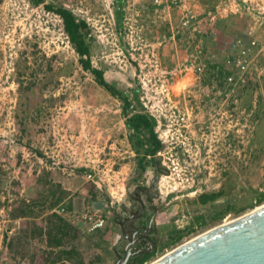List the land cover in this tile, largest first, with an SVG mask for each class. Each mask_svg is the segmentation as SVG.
Listing matches in <instances>:
<instances>
[{
	"label": "rangeland",
	"instance_id": "obj_1",
	"mask_svg": "<svg viewBox=\"0 0 264 264\" xmlns=\"http://www.w3.org/2000/svg\"><path fill=\"white\" fill-rule=\"evenodd\" d=\"M60 8L86 21L88 55ZM124 100L161 143L132 138L144 171ZM139 187L148 228L123 231ZM263 203L264 0H0V264H120L126 246L150 264Z\"/></svg>",
	"mask_w": 264,
	"mask_h": 264
},
{
	"label": "water",
	"instance_id": "obj_2",
	"mask_svg": "<svg viewBox=\"0 0 264 264\" xmlns=\"http://www.w3.org/2000/svg\"><path fill=\"white\" fill-rule=\"evenodd\" d=\"M129 251L121 264H127ZM151 264H264V205L182 243Z\"/></svg>",
	"mask_w": 264,
	"mask_h": 264
},
{
	"label": "trees",
	"instance_id": "obj_3",
	"mask_svg": "<svg viewBox=\"0 0 264 264\" xmlns=\"http://www.w3.org/2000/svg\"><path fill=\"white\" fill-rule=\"evenodd\" d=\"M33 4H39L41 3L43 0H30ZM57 13H59L64 20L65 23V28L70 36L71 41L73 42L76 51L81 55V56H85L88 55L89 52V47H88V42L86 40V32H85V28L87 27V23L84 20H79L72 14V12H70L67 9L64 8H60L58 10H56ZM81 64L83 66V68L91 70V72H93V74L98 77L99 79V83L101 85H104L105 87H107V89H109V91H112L111 85L108 84L105 79H104V75L103 72L97 68H93L91 67V60L88 59H81ZM212 64V63H211ZM216 64H214L213 66H215ZM114 93V92H113ZM128 104V103H127ZM136 118H138V121L136 122ZM130 122L132 123L131 126L133 128H135L136 131L141 132V130H145L146 131V138L145 141L147 142L149 149L148 152H151V154H155L156 151L159 150V148L161 147V143L160 140L158 139L156 133H155V128H154V121L146 115L143 114H139L136 117H133ZM135 125V126H134ZM141 145L143 146L144 143H142V141H140ZM146 152L145 155L143 157L146 158ZM149 154V153H148ZM46 179V178H45ZM60 190V188H59ZM219 194L221 193H211V194H207V193H202L200 196V199L202 201V203H207L209 202L211 199L217 197ZM62 199V195L58 196L56 199V202L58 203L59 201H61ZM261 199H258L257 201H259ZM26 206L25 208L22 207V209L20 208L21 212L18 213L16 215V217H28V216H35L34 215V210L31 207V205H33V202L26 203L23 202ZM227 210L224 211H220L216 213V217H222L223 215H225L227 213ZM203 217V216H202ZM48 228H46V226H41L39 225V236H47L48 233H50V231L47 230ZM33 231V230H32ZM29 230V232H32ZM33 236L35 237V234L33 233ZM177 240H180L181 235H178ZM51 243H56L57 245L60 246V248L58 249L59 251H56V253H58V257L63 259V256H65V259H69L71 254L74 253L73 249H69V250H64L62 249L63 247H61V241L59 239H57L55 242ZM155 254V251L152 252H145V253H140L138 255H136L132 260L130 264H142L144 262H146L148 260V258H150L152 255ZM57 260H55L54 262H56Z\"/></svg>",
	"mask_w": 264,
	"mask_h": 264
},
{
	"label": "flooded vegetation",
	"instance_id": "obj_4",
	"mask_svg": "<svg viewBox=\"0 0 264 264\" xmlns=\"http://www.w3.org/2000/svg\"><path fill=\"white\" fill-rule=\"evenodd\" d=\"M89 71H91V70H89ZM95 79L96 80H98L99 78L98 77H96L95 76ZM123 102V108H122V111L124 112L125 111V113H126V116H125V125L126 126H128V129H130V131H131V133H130V135H129V141H130V144H131V147H133V150H134V152H135V154L137 155V156H139V158L136 160V164H135V166H136V168L137 169H139L140 171H144L145 170V164H142V157L145 155H143V153H141V151L139 150V147H140V145H134L133 144V140H132V138L133 137H135L136 135H137V133H138V131H136L135 130V128H133L132 126H131V122H130V120L133 118V117H136V116H138L139 114H143V115H146V116H148L146 113H142V112H138V111H136V110H134V109H131L130 108V105H128L127 103V101H122ZM151 118V117H150ZM137 120H136V122L138 121V118H136ZM135 126V125H134ZM140 151V152H139ZM138 190H139V192H135V199L138 201V203H139V205L141 206V209L140 210H138V211H136V213L135 214H132L131 216H128L127 218H125V220L123 221V220H121L120 222H119V225H121V227H124V229L126 228L125 227V224L128 226V227H132V228H134L135 229V232H140V228H144L143 229V231H145V229L146 228H148V227H144V225H141V222L139 223V221L141 220H143V216H144V214L146 213V202L147 201H151L149 198H147L146 197V202H144L143 201V199H142V196H143V194H144V191H146L147 189H145V188H138ZM146 194V193H145ZM144 194V195H145ZM150 203V205L152 206V202H149ZM152 208H153V206H152ZM155 211H156V209H154V211H153V213L151 214V217H150V219H147V225L149 224L150 225V222L152 221V217H153V215L155 214ZM138 212V213H137ZM130 219V223L129 224H127L128 223V221H126L127 219ZM148 220H149V223H148ZM140 224V225H139ZM148 225V226H149ZM131 235H134V233H131ZM133 241V240H132ZM146 247V246H145ZM144 247V248H145ZM143 248V249H144ZM130 249V248H129ZM143 249H138V248H134V250H132V251H129L130 253H131V257H130V259H129V261L127 262V264H130L131 263V260L136 256V255H138V254H140V253H145V252H152V251H149V250H147V251H144ZM131 250V249H130ZM124 259H125V257H124ZM124 259L120 262V264L124 261Z\"/></svg>",
	"mask_w": 264,
	"mask_h": 264
},
{
	"label": "crops",
	"instance_id": "obj_5",
	"mask_svg": "<svg viewBox=\"0 0 264 264\" xmlns=\"http://www.w3.org/2000/svg\"><path fill=\"white\" fill-rule=\"evenodd\" d=\"M41 218H42V216H41ZM44 222H45V225H44V226H46V228H48V229L51 228V232H52V229H53V227L55 226V224H54L53 222H50V223H49V221H48L47 218L44 219ZM140 222H141V220L139 221V223H140ZM120 227H121V225H120ZM121 228H122V230L124 231V228H123V227H121ZM48 229H47V230H48ZM48 231H49V230H48ZM143 235H144V234H143ZM143 235H141V236H142V239H143V240H144V239L146 240V239H147L146 236L144 235V236H145V237H144ZM133 236H134V235H133ZM140 240H141V238H140ZM146 242H147V241H145V243L140 244V246L146 244ZM127 250H128V249H127V246L122 250L123 254H121V255H123V259H124V257H125V254H126ZM123 259H122V260H123ZM118 260H120V259H118ZM122 260H121V261H122ZM121 261H120V262H121ZM118 262H119V261H118ZM115 264H117V262H116Z\"/></svg>",
	"mask_w": 264,
	"mask_h": 264
},
{
	"label": "bare ground",
	"instance_id": "obj_6",
	"mask_svg": "<svg viewBox=\"0 0 264 264\" xmlns=\"http://www.w3.org/2000/svg\"><path fill=\"white\" fill-rule=\"evenodd\" d=\"M261 205H264V203L261 204ZM258 207H259V206H257V208H258ZM255 208H256V207H255ZM255 208H253V209L247 211L246 213H244V214H242V215H240V216H243V215H246L247 213H250V212L253 211ZM240 216H239V217H240ZM234 219H236V218H234ZM234 219H227V218H226V219L224 220V221H225L224 223H229V222L233 221ZM222 224H223V223H222ZM219 225H221V224H219ZM219 225H217V226H219ZM213 228H214V227H213ZM213 228H212V229H213ZM210 230H211V229H210ZM208 231H209V230H208ZM196 237H199V235L196 236ZM196 237H193L192 239H194V238H196ZM186 242H187V241H186ZM177 247H178V246H177ZM177 247H176V248H177ZM174 249H175V248H174ZM172 250H173V249H172ZM151 263H153V262H151ZM151 263H150V264H151Z\"/></svg>",
	"mask_w": 264,
	"mask_h": 264
},
{
	"label": "built area",
	"instance_id": "obj_7",
	"mask_svg": "<svg viewBox=\"0 0 264 264\" xmlns=\"http://www.w3.org/2000/svg\"><path fill=\"white\" fill-rule=\"evenodd\" d=\"M244 51H245V50H244ZM244 51H243V52H244ZM101 224H102V223H100V225H101Z\"/></svg>",
	"mask_w": 264,
	"mask_h": 264
}]
</instances>
